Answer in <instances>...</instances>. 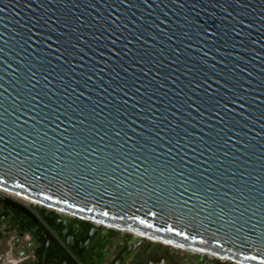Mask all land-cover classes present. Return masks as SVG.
Returning a JSON list of instances; mask_svg holds the SVG:
<instances>
[{
    "label": "water",
    "instance_id": "95a60500",
    "mask_svg": "<svg viewBox=\"0 0 264 264\" xmlns=\"http://www.w3.org/2000/svg\"><path fill=\"white\" fill-rule=\"evenodd\" d=\"M0 186L264 264V0H0Z\"/></svg>",
    "mask_w": 264,
    "mask_h": 264
},
{
    "label": "flooded vegetation",
    "instance_id": "af4514ba",
    "mask_svg": "<svg viewBox=\"0 0 264 264\" xmlns=\"http://www.w3.org/2000/svg\"><path fill=\"white\" fill-rule=\"evenodd\" d=\"M128 233L0 191V264H177L168 250Z\"/></svg>",
    "mask_w": 264,
    "mask_h": 264
},
{
    "label": "rangeland",
    "instance_id": "374dc122",
    "mask_svg": "<svg viewBox=\"0 0 264 264\" xmlns=\"http://www.w3.org/2000/svg\"><path fill=\"white\" fill-rule=\"evenodd\" d=\"M49 209H51V208H49ZM117 234H118V232H115V235H117ZM125 234H129V233L125 232ZM142 243L157 245V246H160V247L168 250V252L171 253L175 257L177 264H193V261L195 260L196 257H198V259H199L198 261H202L203 263H209V262L214 263L217 261V258L215 256L210 257L209 253H207L206 255H202V254L197 253L196 251L187 250V249H185V247L174 246V245L168 244L166 242H159L156 240H150L149 238H143ZM228 263L232 264L227 260L223 262V264H228Z\"/></svg>",
    "mask_w": 264,
    "mask_h": 264
},
{
    "label": "bare ground",
    "instance_id": "6f19581e",
    "mask_svg": "<svg viewBox=\"0 0 264 264\" xmlns=\"http://www.w3.org/2000/svg\"><path fill=\"white\" fill-rule=\"evenodd\" d=\"M0 191H3V193L5 192V193H7V194L12 195V196H14L15 198H17V199L23 201L24 203H28V204L31 203V204H36V205H42V206H46V207H48V208L55 209V210H57L58 212L65 213V214H67V215H73V216H77V217H82V216H80V215L78 216V215H76V214H74V213H72V212H70V211H68V210H64V209L58 208V207H56V206H53V205H50V204H47V203H42L41 201H38V200H36V199H34V198H31V197H29V196H25V195H23V194H20V193H18V192L13 191V190H9V189L3 188L2 186H0ZM91 221H92L94 224H104V225L109 226L108 224L102 223V222L97 221V220H91ZM130 233H132V234H134L135 236H138V237H141V236H142V234H140V233H136V232H130ZM142 237H144V238H149L150 240H156V241H159V242H165V241H162V240H157V239L152 238V237H147V236H142ZM166 243H168V242H166ZM168 244H171V245H174V246H179V245H176V244H173V243H168ZM185 249H187V250H191V251H196L197 253L202 254V255H206L207 253H209V252H201V251H199V250H195V249H192V248H185ZM209 256H210V257H214V256H215L217 259H219V260H221V261H226V260L228 261V259H229V258H226V257H224V256L214 255V254H212V253H209ZM8 264H9V263H8ZM233 264H244V263H241L240 261L235 260V261H233Z\"/></svg>",
    "mask_w": 264,
    "mask_h": 264
}]
</instances>
